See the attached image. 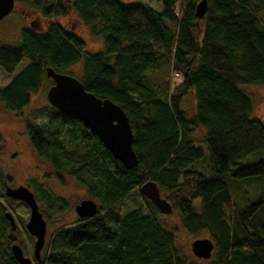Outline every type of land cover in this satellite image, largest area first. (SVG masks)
Here are the masks:
<instances>
[{
    "label": "trees",
    "instance_id": "16d2710c",
    "mask_svg": "<svg viewBox=\"0 0 264 264\" xmlns=\"http://www.w3.org/2000/svg\"><path fill=\"white\" fill-rule=\"evenodd\" d=\"M69 1L34 0L33 7L46 19L71 7L102 49L85 51L82 38L54 22L41 32L22 28L18 42L0 41L5 73L27 61L0 89V103L22 114L46 67L62 73L81 61L84 88L128 116L138 163L127 169L80 121L48 102L29 110L24 128L34 152L58 182L74 178L98 204L95 216L54 230L36 264H187L174 232L158 220L162 213L140 191L147 179L165 190L188 232L209 233L211 264H264V192L239 201L229 188L239 184L233 177L264 178V156L245 163L258 151L264 155V121L253 116L242 87L264 86V0H207L200 18L196 0ZM187 93L192 115L181 105ZM196 127L204 128V148L191 137ZM200 161L205 172L194 168ZM35 191L43 216L63 209L45 188ZM134 195L144 207L121 214ZM6 209L0 205V264H20L10 249Z\"/></svg>",
    "mask_w": 264,
    "mask_h": 264
},
{
    "label": "rangeland",
    "instance_id": "374dc122",
    "mask_svg": "<svg viewBox=\"0 0 264 264\" xmlns=\"http://www.w3.org/2000/svg\"><path fill=\"white\" fill-rule=\"evenodd\" d=\"M34 0H14L13 8L0 19V41L4 42H18L20 39V32L24 27H32L36 31H44L47 24L54 22L61 25L65 30L75 33L83 39L85 43V51L95 53L102 49V40L100 37H94L89 28L77 17L75 12L68 7V12L63 17L53 16L46 19L41 15L39 10L33 7ZM70 2L69 0H66ZM128 1V0H123ZM196 0L195 2H199ZM27 63L22 60L14 69L12 73H5L0 68V89L6 86L20 70ZM64 74H70L76 79L80 80L82 76V62L78 61L68 68L63 70ZM51 85L49 78H44L40 89L30 95V103L23 109L22 114L16 115L7 111L0 103V175H2V184L0 183V205L6 207L8 211L14 215L17 229L12 233L10 244H18L26 252L33 250L32 241L24 226L28 219L29 208L21 201L10 199L4 196V185L16 187V185H24L30 189L37 201L38 208L44 207L40 203V199L35 191L36 186L45 188L48 193L55 198L60 199L64 203L63 209L54 208L49 210L47 217L43 216L46 221V231L43 247L40 250V255L44 256L47 252V243L50 235L54 230L62 225H69L77 220L78 216L74 213V207L83 199H92L86 190L72 177L64 175L62 182H58L55 178L51 164L44 158L38 156L32 149L28 138L25 134L24 118L28 111L34 107H40L47 103L46 90ZM244 91L248 93L253 100V116L258 117L264 121V86L247 84L242 86ZM182 108L186 110L189 115L194 111V99L191 93H187L181 102ZM45 116H40L36 120L38 122H45ZM191 137L197 146L203 147L204 128L196 127L191 133ZM262 152H256L250 155L245 163L259 161L263 158ZM206 171L205 162L200 161L194 165V168ZM9 178L10 180H7ZM232 180L239 182L235 189L229 185L232 197H237L239 201L250 200L254 201L264 192V178L249 177L236 178ZM252 180V181H250ZM261 182L262 184L258 183ZM5 182V183H4ZM4 183V184H3ZM160 196L166 197L167 193L164 189L159 188ZM198 203V200L195 201ZM145 203L141 197L134 195L132 198L125 199L120 206V213L124 214L130 209L136 207H144ZM147 213L145 209H142ZM40 211V210H39ZM41 212V211H40ZM160 224L174 232V242L178 250L183 254L187 264H211L209 260L199 259L190 250V242L194 238L210 237L206 230H202L197 234L188 232L180 223L177 212L172 211L170 214H160ZM1 224V217H0ZM8 233V229L6 231ZM211 239V238H210Z\"/></svg>",
    "mask_w": 264,
    "mask_h": 264
},
{
    "label": "water",
    "instance_id": "95a60500",
    "mask_svg": "<svg viewBox=\"0 0 264 264\" xmlns=\"http://www.w3.org/2000/svg\"><path fill=\"white\" fill-rule=\"evenodd\" d=\"M207 0L195 4L194 14L200 18L204 15ZM14 6V0H0V19ZM46 77L52 84L46 90L47 102L63 114L74 118L101 141L110 154L119 160L127 169L137 165L138 158L132 147L133 133L128 116L115 102L107 98L101 99L86 90L80 80L70 74L55 72L51 67L45 68ZM141 193L163 214H170L172 206L165 197L160 196L159 187L153 179H147L140 186ZM4 195L18 200L29 208V216L25 222L26 231L34 237L33 257L40 259V250L44 244L46 221L38 209L33 192L24 185L4 187ZM74 213L86 218L97 214L98 206L93 199H83L75 205ZM10 211L4 212L9 226L8 237L16 231V222ZM214 248L213 241L208 238H194L190 242V250L199 259L209 260ZM11 252L20 264H33L31 259L23 255L18 244H12ZM208 264V263H205Z\"/></svg>",
    "mask_w": 264,
    "mask_h": 264
},
{
    "label": "flooded vegetation",
    "instance_id": "af4514ba",
    "mask_svg": "<svg viewBox=\"0 0 264 264\" xmlns=\"http://www.w3.org/2000/svg\"><path fill=\"white\" fill-rule=\"evenodd\" d=\"M5 183V182H4ZM3 183V184H4ZM6 185V184H5ZM4 185V186H5ZM29 235V234H28ZM29 239L33 242L34 241V237H32V236H30L29 235ZM33 244V243H32ZM22 249V252H23V254L25 255V256H27V257H29L30 259H31V261L33 262V264H36V262H37V260H35L34 259V257H33V254H32V251H30V252H26L23 248H21Z\"/></svg>",
    "mask_w": 264,
    "mask_h": 264
},
{
    "label": "bare ground",
    "instance_id": "6f19581e",
    "mask_svg": "<svg viewBox=\"0 0 264 264\" xmlns=\"http://www.w3.org/2000/svg\"><path fill=\"white\" fill-rule=\"evenodd\" d=\"M94 200V199H93ZM95 201V200H94ZM96 202V201H95ZM96 204H97V202H96ZM97 206H98V204H97ZM98 212V211H97Z\"/></svg>",
    "mask_w": 264,
    "mask_h": 264
},
{
    "label": "crops",
    "instance_id": "0c3cea01",
    "mask_svg": "<svg viewBox=\"0 0 264 264\" xmlns=\"http://www.w3.org/2000/svg\"><path fill=\"white\" fill-rule=\"evenodd\" d=\"M101 50V49H100Z\"/></svg>",
    "mask_w": 264,
    "mask_h": 264
}]
</instances>
